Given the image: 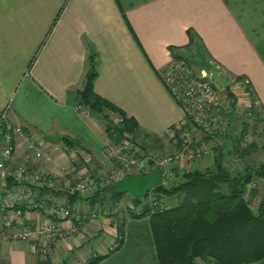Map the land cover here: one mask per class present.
Listing matches in <instances>:
<instances>
[{
  "label": "crops",
  "instance_id": "obj_1",
  "mask_svg": "<svg viewBox=\"0 0 264 264\" xmlns=\"http://www.w3.org/2000/svg\"><path fill=\"white\" fill-rule=\"evenodd\" d=\"M171 48L202 54L230 79L249 78L264 126V0H0V104L9 102L10 123L22 126L51 155L50 160L34 158L17 137L13 166L48 172L63 186L61 167L74 165L96 187L114 162L103 121L80 99L89 51L97 53L93 91L134 117L140 137L161 138L182 118L159 77L172 58ZM61 137L80 148L67 149ZM15 181L11 189L2 188L0 217L13 218L19 229L59 220L65 236L53 245L50 264H85L100 255L106 256L97 264H159L148 216L121 214V239L117 222L84 200L73 204L71 219L31 207L16 221L6 197L28 185ZM35 187L29 186V201L66 204L64 197L39 195ZM0 264H40V258L28 242L0 240ZM248 264H264V258Z\"/></svg>",
  "mask_w": 264,
  "mask_h": 264
},
{
  "label": "trees",
  "instance_id": "obj_2",
  "mask_svg": "<svg viewBox=\"0 0 264 264\" xmlns=\"http://www.w3.org/2000/svg\"><path fill=\"white\" fill-rule=\"evenodd\" d=\"M193 40V35H190L189 44ZM171 55L174 59L183 58V54L176 52L174 48H171ZM196 56L199 58L196 61L208 72L214 70L218 73L215 66L211 65L208 59H204L202 54L198 53ZM96 58L97 53L91 49L88 54V70L85 74L88 109L103 121L111 144L128 140L132 143L137 142V146L143 150L145 148L143 140L152 139L153 136L145 134L140 139V128L135 118L128 116L120 107L93 91V82L97 76ZM219 75L227 81L224 91L234 109L236 97L231 89V79L224 74ZM249 98L252 101L255 98L252 90L249 91ZM233 116L231 110L229 127L233 124ZM257 121L261 122L262 118L258 117ZM248 131L249 123L242 118L239 133L234 135L233 139L230 137L233 141H227L230 135L228 131L217 137L222 138V142H218L211 154L209 153L211 156L209 165L176 172V178L168 185L155 187L142 198L131 197V200L139 205L150 192L155 195L154 200L142 205L140 214L130 212L129 216H148L159 264H196L197 259L203 264H248L264 258V194L255 209L251 207L247 198V196L253 198L259 193L257 180L264 179V162L244 163L247 155L257 148L256 143L243 142ZM205 138L218 140L208 136ZM60 139L67 149L80 148L77 141L66 137ZM226 143H232L231 148L226 146ZM231 154L234 155L232 162L235 161L237 166L232 170L226 162V157ZM147 160L150 167L155 166L152 159ZM17 184L14 179L7 178L2 186L4 189H11ZM109 186L102 188L97 185L87 196L70 194L62 189L35 188L39 195L64 197L69 208L77 200L86 201L90 208L102 206L104 208L106 202L115 203L126 194H110ZM163 197L176 199V204L159 207V201ZM22 209L24 210V207ZM123 221V218L117 220L119 239L122 237ZM116 248L117 246L113 249ZM105 256H96L85 264H97Z\"/></svg>",
  "mask_w": 264,
  "mask_h": 264
},
{
  "label": "built area",
  "instance_id": "obj_3",
  "mask_svg": "<svg viewBox=\"0 0 264 264\" xmlns=\"http://www.w3.org/2000/svg\"><path fill=\"white\" fill-rule=\"evenodd\" d=\"M208 76L209 72L207 73L204 70L195 73L188 61L184 58H171V60L159 71L161 82L175 99L182 111L181 120L167 128L169 132L168 136L173 138L172 146L176 147L172 153L174 159L184 156L188 160H192L208 154L207 149L197 146V140L193 136L194 130H199L204 137L208 136L212 138L224 135L229 130V113L231 110L234 111L235 107L232 109L231 100L227 95V101L219 97L216 81ZM230 84L232 88H239L246 97L243 109L245 120L255 121L253 124L255 125V129L257 127L256 132L264 134L262 121H257L258 117L261 118V103L256 97L253 101L249 98V91L252 90L249 78L245 76L239 79L232 78ZM9 109V102L0 104V195L4 194L2 185L7 178H12L14 180L19 179L23 184L28 185V187L14 189L9 192L6 197L9 206L15 207L13 215L16 217V221H22V207H24V209L42 207L49 216L54 215L60 218L71 219L73 209L69 208L64 202L58 200L48 206L46 204L39 205L34 203V201H29L31 198L29 186L36 185V187H49L53 189L61 187L62 190L70 194L78 193L81 196H87L96 188L94 187V182L90 177L82 178L74 165L61 167V173L65 182L63 186L59 184V179L53 178L48 172L42 170L31 172L25 164L13 166L12 162L16 148L15 139L17 137H22L25 141L26 150L30 152L34 158L50 160L51 155L42 150L35 139L26 134L22 126H13L10 123L8 120ZM247 138L248 133L243 138L244 143H246ZM114 147L115 145L113 144L109 145V152L111 154H116L114 152ZM137 147L132 146L133 149ZM119 148L125 149L127 152L129 150L126 144L121 145ZM134 154L135 150L129 155L123 156L125 159L122 161V167L124 166V168L127 169L129 166L139 163L137 158L134 157ZM116 157L118 159L120 158L117 154ZM170 159L171 158H169V160ZM122 167H120V169ZM158 169L160 170V167H158ZM170 181L167 182L164 180V173L162 172L161 185L166 186ZM99 185L102 186L100 182L98 183V186ZM25 201L31 203L27 205ZM128 208L134 214H140L142 211L141 205L134 206L129 204ZM13 221L14 219L8 216L0 217V240H19L28 242L30 252L40 258V264H50V255L53 245L65 236V231L58 223L59 220L38 222L33 229H19L17 227V222L14 223ZM40 237L44 239V241H42L43 243H39L38 240ZM114 245H117V243L115 242ZM114 247L116 246H112L111 248Z\"/></svg>",
  "mask_w": 264,
  "mask_h": 264
},
{
  "label": "rangeland",
  "instance_id": "obj_4",
  "mask_svg": "<svg viewBox=\"0 0 264 264\" xmlns=\"http://www.w3.org/2000/svg\"><path fill=\"white\" fill-rule=\"evenodd\" d=\"M183 54V58H185L186 61H188L189 65L192 67V70L195 73H199L201 72V70H204L205 72L208 73V70L206 68H204V66L202 67L201 64H199L196 60H197V56L194 54H189V53H185L182 52ZM211 65L212 62L209 61ZM219 74H222L220 71H218ZM217 73V74H218ZM218 74V75H219ZM217 85V90H218V95L220 98H223L224 101H227L228 98L226 96V93L224 91V87H222L219 83L216 82ZM235 91L234 95L236 97V105H235V109L233 111V124L232 126L229 127L228 133L230 134L229 136L231 138H233L234 135H237L239 133L240 130V126H241V122H242V118H244V113H243V109H244V103H245V95L243 94V92L238 88L235 89L233 88ZM249 123L250 129L248 132V138L246 141V144H250V143H256L257 144V148L253 151H251V153L249 155H247L246 159L244 160V163L247 164H260L264 162V134H260L257 131V127L256 129L254 128V124L255 121H247ZM168 131L166 129L164 135L161 136V138H154L152 137V139L150 138L148 140V138H146L145 140H143L144 142V146L145 148L143 149L144 152L143 153L142 149L139 147V149H137V142L136 143H132L129 142L128 140H123L121 141L119 144H115L114 147V152L120 156V158L118 159L116 157V154H111L112 156V162H114L113 168L109 169V170H104L102 171L103 176L101 177V187H107L109 186L111 183H114L116 180H119L120 178L124 177L125 175L131 174V173H136V174H142L143 172H148L150 169V166L148 164V160L147 159H152V161L154 162L155 166L160 167V172L164 173V180L169 182L170 180L172 181L175 177L176 172H181L182 170H187V169H194V168H202L205 167L207 165H209L211 156H210V152L213 149V147L215 145H217L218 142H222V138H217L218 140H214V139H208L206 140V138L203 136V134L199 131V130H194L193 132V136L194 138L197 139V145L199 143V147H203V149H207L208 154L201 156V157H197L196 159H192V160H188L186 157H181V158H173V151L175 150V146H172L173 144V138H170L168 136ZM140 137V136H139ZM203 137V138H202ZM230 138V140H231ZM141 139V137H140ZM138 140V139H137ZM123 144H126L129 147V150L127 152V150L125 149H120L119 147ZM133 147H137L135 149L132 148ZM228 147H231V143H226L225 144ZM120 150V151H118ZM135 150V154L134 157L137 158L138 160V164H134L129 166L127 169L124 168V166L122 167V161L125 159L123 156L124 155H129L130 153H132ZM234 155H228L226 157V162L229 166V168L232 170L234 168H236V163L232 162ZM146 158V159H145ZM169 158H171L169 160ZM140 159V160H139ZM120 167H122L120 169ZM187 168V169H186ZM119 169V170H118ZM177 176V175H176ZM258 184V183H257ZM164 186V185H163ZM258 186L259 189V193L251 198L250 196H247V198L249 199L250 205L253 209L256 208L258 201L260 200L261 196L264 194V180L262 182H260ZM90 195V194H88ZM131 195L129 194H124L120 200L116 201L115 203L113 201H108L105 203V209L102 207H96L97 211H101L103 209V212L105 211V214L108 217H111V221H116L119 219H121L122 215H130V209L128 208L129 204L132 205H136L132 200H131ZM155 195L153 193H149V195L143 199L142 203L139 205H143L146 202L152 201L154 200ZM160 205H158L161 208L164 207H170L176 204V199L174 198H165L163 197L160 201H159ZM119 213V214H118ZM115 214H118V217L115 216ZM122 214V215H121ZM123 218V216H122ZM114 223V222H112ZM198 264V260L197 263Z\"/></svg>",
  "mask_w": 264,
  "mask_h": 264
},
{
  "label": "water",
  "instance_id": "obj_5",
  "mask_svg": "<svg viewBox=\"0 0 264 264\" xmlns=\"http://www.w3.org/2000/svg\"><path fill=\"white\" fill-rule=\"evenodd\" d=\"M222 87L227 84L226 79L218 75L214 70L209 71V76ZM81 102L87 106L89 104V99L87 97V84H84L83 88L80 90ZM162 183V173L157 166H151L149 171L145 174L131 173L125 175L119 180L115 181L108 187V192L110 194H121L127 193L133 198H142L155 187L160 186Z\"/></svg>",
  "mask_w": 264,
  "mask_h": 264
}]
</instances>
